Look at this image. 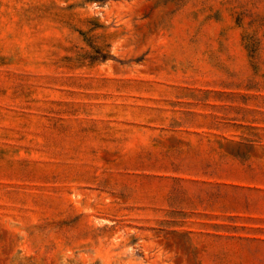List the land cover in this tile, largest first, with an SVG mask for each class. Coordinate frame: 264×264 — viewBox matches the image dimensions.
Returning a JSON list of instances; mask_svg holds the SVG:
<instances>
[{"label": "rangeland", "instance_id": "obj_1", "mask_svg": "<svg viewBox=\"0 0 264 264\" xmlns=\"http://www.w3.org/2000/svg\"><path fill=\"white\" fill-rule=\"evenodd\" d=\"M0 264H264V0H0Z\"/></svg>", "mask_w": 264, "mask_h": 264}]
</instances>
